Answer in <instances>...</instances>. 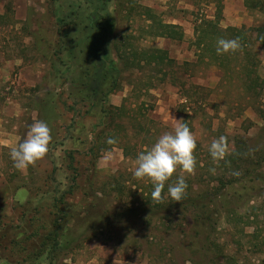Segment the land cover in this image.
Segmentation results:
<instances>
[{"label": "rangeland", "instance_id": "1", "mask_svg": "<svg viewBox=\"0 0 264 264\" xmlns=\"http://www.w3.org/2000/svg\"><path fill=\"white\" fill-rule=\"evenodd\" d=\"M105 1L0 0V264H264V52L252 32L245 53L216 52L229 29L264 26V5L252 8L261 0ZM92 15L101 28L92 36L105 35L100 58L120 72L103 107L121 108L113 118L78 85L95 63L80 43ZM204 21L218 35L197 49ZM161 25L182 38L148 34ZM130 48L174 62L135 69L123 58ZM35 120L52 139L21 172L10 150ZM176 121L195 137V169L169 181L185 177L181 202L147 206L152 185L133 176L134 161ZM221 136L226 153L214 161L208 149Z\"/></svg>", "mask_w": 264, "mask_h": 264}, {"label": "clouds", "instance_id": "2", "mask_svg": "<svg viewBox=\"0 0 264 264\" xmlns=\"http://www.w3.org/2000/svg\"><path fill=\"white\" fill-rule=\"evenodd\" d=\"M239 48L238 39L217 40L218 55L234 53ZM51 139V130L47 123L42 120L33 121L22 141L10 150L13 167L21 172L27 171L46 156ZM107 143L112 145L116 140L110 137ZM196 147L195 137L187 123L176 121L172 132L162 134L147 151L138 153L134 161L133 176L137 180L151 183L152 200L162 202L166 196L175 202H181L188 187L185 177L178 176L174 183L169 181L177 170L185 174L194 171L196 159L193 153ZM208 151L214 161L222 159L226 153L225 138L221 136L213 140Z\"/></svg>", "mask_w": 264, "mask_h": 264}, {"label": "trees", "instance_id": "3", "mask_svg": "<svg viewBox=\"0 0 264 264\" xmlns=\"http://www.w3.org/2000/svg\"><path fill=\"white\" fill-rule=\"evenodd\" d=\"M91 4H95L97 2H106L105 0H87ZM245 7H250V1L249 0H243ZM256 5H253L252 8L261 7L264 5V0L257 1L255 3ZM148 18V17H147ZM92 19V22H91ZM94 15H92L91 18H88L86 23L87 25L82 28V38L80 43L85 45V50H81L83 52V58L84 62H87L88 60H95V63L93 64L91 71L88 73L86 70V73L83 74V77L79 78V88L83 89L86 87L87 94L86 99L91 101L92 105H99L100 109L103 113V115L106 118H113V114L121 111V108H114L113 110L108 108H103L107 104V99L110 96V94L115 93L119 91L120 84H119V70L116 68V64L112 60H104L103 58H100V54L102 51H104L102 48H100L102 45H104L105 42V35L102 37H99L98 39L92 36V31L94 29L100 30V25L98 21H94ZM148 20V19H147ZM205 27L203 31H199L197 34L196 41L194 43V46L196 45L197 49L205 48L206 46V40L207 38H214L218 34L215 32V25L212 22H206L204 21L202 23ZM80 23L76 26H79ZM152 25L150 26V28ZM207 27V28H206ZM152 29L148 32L150 36L155 35V37H166L171 39H181L182 38V32L180 30L179 26L176 25H161L160 29L156 31L155 33L151 32ZM215 32V33H214ZM230 34H232L233 39H238L240 46H242V50L245 53V49L248 46V39L246 38V34L252 32L254 34L253 41L256 42L260 49L264 52V26L262 27H256V28H243L242 30L238 29H229ZM215 34V35H214ZM84 35V37H83ZM207 49V48H206ZM130 54L129 57H123L126 59V61L130 60L131 66H133L135 69L142 70V67L146 66H156L157 68L163 67L166 64H172L174 61L171 60L168 57L167 51L162 49H146V50H137L134 48H130ZM89 62V61H88ZM75 66V65H74ZM243 70H245L244 67H242ZM244 76L248 77L250 79V73L245 70ZM250 82V80L248 81ZM254 82V81H251ZM250 84V83H249ZM253 86L250 84V87ZM248 87V86H246ZM249 87V88H250ZM103 94V95H102ZM91 136L94 137L93 132L91 133ZM92 138V137H91ZM100 138V136H99ZM92 147L96 148L99 146V139L96 136L95 138H92ZM109 149V147L107 148ZM94 150H91L89 154H92ZM71 159L72 157L68 155ZM259 162L264 160V149L260 151V154L258 155ZM262 159V160H261ZM163 195V194H162ZM216 195V194H215ZM214 196V195H213ZM152 197L150 194L146 196V202H148L146 205L150 206L152 203ZM174 203V202H173ZM172 203V204H173ZM194 201L192 202V205H194ZM145 205H141L140 207H144ZM139 207V208H140ZM158 208L162 209L163 205L158 204ZM136 209L139 213H150L151 210L149 209ZM135 211V212H136Z\"/></svg>", "mask_w": 264, "mask_h": 264}]
</instances>
